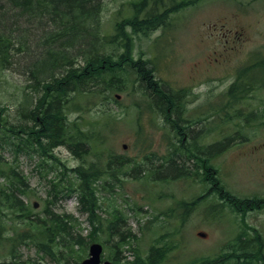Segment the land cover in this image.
I'll return each instance as SVG.
<instances>
[{
    "label": "rangeland",
    "instance_id": "374dc122",
    "mask_svg": "<svg viewBox=\"0 0 264 264\" xmlns=\"http://www.w3.org/2000/svg\"><path fill=\"white\" fill-rule=\"evenodd\" d=\"M132 1L136 0H102L103 33L115 34L121 21L133 17ZM122 26L130 36L134 60L150 61L153 79L170 94H184V112L174 106L167 112L168 105L154 102L152 94L144 90L146 82L142 83L140 72L120 71L124 77L122 89L108 91L105 98L95 95L84 114L72 102L66 110L69 127L74 126L78 117H82L78 120L80 123L101 119L99 111L103 110H108L109 117L118 121L107 129L105 146L98 152L89 153V142L84 149L87 152L80 150L79 156L69 144H60L46 152L39 148V153L30 152L32 144L17 150L14 143L21 142L27 134L20 131L22 136L15 135L9 128L30 126L38 133L30 113L40 93L31 87L28 75L14 64L15 59L11 67L0 64V109L3 108L0 110V159L23 173L28 181L29 188L25 192L15 188L14 193L30 210L29 215L14 211L0 201L2 236L27 233L25 245L20 242L0 244L2 257L10 260L13 251L19 255L13 264H58L61 251L70 254L69 264H77L82 259L78 258L80 254L88 255L89 243L95 239L104 245L103 256H112L117 261L122 255L128 261L146 260L156 247L165 253L166 264H191L199 258L224 255L233 249L231 254H234L238 249L231 247L237 243L251 246L255 257L260 245L250 242L249 238L258 233L264 240V204L250 205L248 199L264 197V148L252 146L264 141V118L259 115L228 118V115L256 108L260 110L257 113L264 112V83L249 88L244 96H233L228 90L236 79L237 68L245 70L257 58L264 57V0H195L194 4L170 13L163 24L149 31L138 33L126 23ZM46 28L52 29L49 24ZM39 32H34L27 47H39L43 31ZM114 46L110 44L105 51L119 59L122 47ZM27 62L29 58L25 57L24 64ZM116 93L122 95L119 100L115 98ZM75 101L86 102V99L79 94ZM212 123L215 129L210 128ZM183 126L190 127L193 138L200 141L197 148L192 144L190 154L204 151L199 157L188 159L184 166L177 164L186 157L179 148ZM217 141L225 143L226 147L221 149ZM191 142L188 141V145ZM211 143L217 146L208 147ZM147 149L149 153L171 156L174 164L167 161L169 167H160L147 178L123 177L122 171H117L119 180L108 178L106 174L97 180L96 193L102 206L97 212L103 221L97 235L94 224L97 218L93 220L89 213L79 209L76 196L54 197L61 178L77 182L75 167H88L97 157L101 160L96 164L105 166L109 151L132 160L145 155L143 164L151 167L156 158L152 161ZM201 157L209 159L202 161ZM216 179L223 191L232 193L237 200H226L220 195L221 189L214 190ZM70 182L65 181L63 185ZM9 185L8 177L0 178V189L6 187L11 192ZM35 201L39 203L37 207L33 206ZM56 215L64 217L68 228L63 231V238L59 236L49 242L54 251L51 255L33 238L37 230L42 233L45 224L54 223ZM116 215L120 217L116 219ZM111 220L114 221L110 223ZM200 231L206 236H200ZM122 233L127 241L118 247L116 244L123 241ZM43 239L40 235V240ZM71 240L75 241L70 243ZM244 258L240 252L227 264H245ZM60 264L65 261L62 259Z\"/></svg>",
    "mask_w": 264,
    "mask_h": 264
},
{
    "label": "trees",
    "instance_id": "16d2710c",
    "mask_svg": "<svg viewBox=\"0 0 264 264\" xmlns=\"http://www.w3.org/2000/svg\"><path fill=\"white\" fill-rule=\"evenodd\" d=\"M194 2L195 0L132 1L130 4L133 17L125 18L117 25L116 33L109 35L102 32L100 25L102 0H0V64L9 66L15 59L14 64L19 69L21 68L22 70H20L24 74L28 75L32 83L31 87L40 93L38 101L34 104L30 113L31 118L36 121L38 133L35 132V127L28 128L23 125L14 127L12 125L9 128L15 135H20V131L27 134L21 142L14 143L17 150L25 149L27 144H32L31 148L34 149L36 145H39L46 152L48 149H53L60 144H69L70 148L79 156L81 155L80 150L85 149L87 142H89V153L91 151L98 152L99 148L105 146L107 129L113 127V123L115 124L118 121L109 117L111 113L108 110H103L99 111L101 119L80 123L78 120L82 117H78L74 126L69 127L66 110L71 105L69 102H72L75 108L80 109L84 114V112L86 113V106L95 95L100 94L102 98H105L106 95H109L108 91L122 89L124 77L121 76L120 71L126 72L132 69L140 72L142 83L146 82L144 90L146 93L150 92L152 94L153 101L168 106L173 105L175 98L159 81L153 79V69L149 65L150 61L134 60L131 39L123 31L122 24L130 25L134 32H146L163 24L170 13L183 6L194 4ZM26 24L29 26H26ZM47 24L52 27L50 31L46 28ZM35 27L38 30H35ZM36 31H43L40 35V42L38 41L39 47L31 49L30 46L27 47V41L29 42L33 38ZM110 44L115 45L114 47H122L119 59L113 58L105 51ZM24 49L27 53L24 52ZM25 57L29 58L27 65L24 64ZM122 63L127 64V66ZM256 63L257 65H255ZM256 63L250 67L257 68L256 66H258L259 71H261L259 80H264V57L256 60ZM231 90H234V86ZM79 94L85 96L86 102H73ZM39 112L41 113L40 116H38ZM38 119L40 125H38ZM17 128H19V131ZM85 152H87V149ZM146 152L150 155L152 161L156 156H159L155 152L149 153L148 149ZM190 153L187 155H192ZM144 156L138 160H132L128 156L109 151L105 166L96 164L101 160L100 157H97L88 167L80 165L73 169L78 180L72 183V186L68 187L67 190L76 192L79 196L81 208L88 211L93 220L97 218V223L94 222L96 235L101 228L100 225L103 224L97 212V209H101L102 206L98 203L96 181L101 179L105 172H109V176L114 178L118 177L117 171H122L123 177L131 176L132 178L147 176L149 172H155V169H148V166L143 164ZM161 158L159 157V159ZM190 158L191 156L184 157L177 164H183L184 166L187 159ZM169 161L174 164L173 158ZM164 164L163 159L160 166L162 167ZM3 174L10 178L11 185H9V189H11V192L7 191L6 187L5 189L1 188L0 200L10 209L23 211L24 214L26 212L29 215L30 210L24 205V201L14 193L16 189L21 192L26 191L27 183L24 176L15 167H8L7 163L0 159V175ZM56 185L54 183V187ZM53 191L54 188L52 187L50 192ZM63 191L64 189L61 188V182L59 181L54 197L57 198ZM227 194L224 192L221 193V196L225 197L226 200L229 197L233 198L229 195L227 197ZM117 217H120V215H116V219ZM113 221L109 222L112 223ZM53 222L51 225L45 224L46 227L42 231L44 236L42 241L37 236L33 238L35 242L40 241V244L38 243L40 247L45 248L44 250L51 255H54V251L49 247L51 246L49 242L56 241L59 236L63 238L62 233L68 228V223L64 220V217L56 215ZM23 234L25 233L14 232L12 236L7 238V241L13 243L16 240H21ZM39 234L40 231H38V236ZM122 237L123 241L116 244L118 247L125 242V233H122ZM78 238L84 237L78 235ZM75 240H71L70 243ZM234 247L238 249V251H234V254H231L233 249L224 255L205 256L201 260H194L191 264H227L230 259H234L235 254L239 256L240 252L245 256V264L259 261L257 256L252 255L251 250L253 249H251V246L245 243H237L231 248ZM59 252L60 256L57 263L60 264L63 259L65 264H69L68 256L70 254ZM11 253L13 258L5 264H13L16 258H19V255H16L15 252L11 251ZM164 254V252H159L155 248V250L152 249L149 252L146 260L140 261H128L127 257L122 255L117 264H163ZM81 257L80 254L78 258ZM121 260L124 262H121ZM17 264L22 263L17 262ZM77 264H79L78 261Z\"/></svg>",
    "mask_w": 264,
    "mask_h": 264
},
{
    "label": "flooded vegetation",
    "instance_id": "af4514ba",
    "mask_svg": "<svg viewBox=\"0 0 264 264\" xmlns=\"http://www.w3.org/2000/svg\"><path fill=\"white\" fill-rule=\"evenodd\" d=\"M237 68V67H236ZM248 68H250V67H248ZM241 71H242V69H240V70H238V68L236 69V71H235V73H236V79H235V81L233 82V84H235L236 82H240V81H242L247 75H250L251 74V68L250 69H246L245 70V76H241ZM231 86V85H230ZM229 91V90H228ZM245 91H241V90H235V93H230L231 95H233V96H244L245 95ZM182 96H184V94L182 93ZM183 98V97H182ZM175 105H172L171 104V106H174V107H178L179 109H180V112L182 113V112H184V107H183V103H182V100L180 99V100H176L175 101V103H174ZM168 110L170 111L171 109H170V107L168 108ZM240 112H243V113H246V111L245 110H239ZM235 114H236V112L234 111L231 115H228V118H232L233 116H235ZM190 128V127H189ZM189 128H187V127H182V129H181V131H180V133H181V135H183L182 136V144H183V146L184 147H186V148H192L191 146H192V144H195V147L197 148V144H200V141H198V139L199 138H193V135H192V133H190V131H189ZM191 128L193 129L194 127L193 126H191ZM193 138V139H192ZM190 140H192V142L188 145V141H190ZM195 142V143H194ZM217 143H219V141H217ZM217 143H211V144H209L208 145V147H215V146H217ZM220 143H223V142H220ZM258 143V144H257ZM256 144H254V145H252L253 146V148L254 149H259V148H264V141H259V142H257ZM224 144V146L226 147V144L225 143H223ZM236 144V143H235ZM198 151V153H201V154H203L204 153V151H199V150H197ZM264 158V157H263ZM204 161V160H203ZM262 163H263V165H264V160L262 159ZM203 168H204V166H202ZM263 171H264V166H263ZM212 173H214V171L212 172ZM220 183H219V181L216 179V181L215 182H213V186H214V190H219L220 189V185H219ZM235 202V201H234ZM249 204L251 205L252 204V202L250 201L249 202ZM255 204L256 205H258V206H260L261 204L260 203H258V202H255ZM252 209V208H251ZM251 241V240H250Z\"/></svg>",
    "mask_w": 264,
    "mask_h": 264
},
{
    "label": "water",
    "instance_id": "95a60500",
    "mask_svg": "<svg viewBox=\"0 0 264 264\" xmlns=\"http://www.w3.org/2000/svg\"><path fill=\"white\" fill-rule=\"evenodd\" d=\"M200 235H205L203 232L199 233ZM102 245L100 243H92L90 245V255L85 258L81 264H101V253ZM102 264H111L110 261H105Z\"/></svg>",
    "mask_w": 264,
    "mask_h": 264
},
{
    "label": "bare ground",
    "instance_id": "6f19581e",
    "mask_svg": "<svg viewBox=\"0 0 264 264\" xmlns=\"http://www.w3.org/2000/svg\"><path fill=\"white\" fill-rule=\"evenodd\" d=\"M26 2H27V1H26ZM48 34H49V33H48ZM0 41H1V40H0ZM105 44H106V43H105ZM102 49H103V48H102ZM147 59H148V58H147ZM65 69H66V68H65ZM76 74H78V73H76ZM88 75H89V74H88ZM33 77H34V76H33ZM35 79H36V77H35ZM36 80H37V79H36ZM168 114H169V113H168ZM167 117H168V116H167ZM171 119H172V118H171ZM33 125H34V124H33ZM21 126H22V125H21ZM29 127H30V126H29ZM29 127H28V128H29ZM20 128H22V127H20ZM18 129H19V128H18ZM18 129H17V130H18ZM22 129H24V128H22ZM28 130H32V129H28ZM34 130H35V129H34ZM30 132H31V131H30ZM83 150H84V149H83ZM84 151H85V150H84ZM74 153H75V152H74Z\"/></svg>",
    "mask_w": 264,
    "mask_h": 264
}]
</instances>
